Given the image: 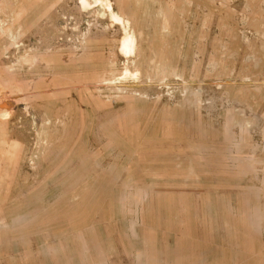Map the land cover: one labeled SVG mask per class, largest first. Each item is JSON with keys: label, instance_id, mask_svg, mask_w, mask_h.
<instances>
[{"label": "rangeland", "instance_id": "rangeland-1", "mask_svg": "<svg viewBox=\"0 0 264 264\" xmlns=\"http://www.w3.org/2000/svg\"><path fill=\"white\" fill-rule=\"evenodd\" d=\"M82 1L0 0V264H264V0Z\"/></svg>", "mask_w": 264, "mask_h": 264}, {"label": "bare ground", "instance_id": "bare-ground-1", "mask_svg": "<svg viewBox=\"0 0 264 264\" xmlns=\"http://www.w3.org/2000/svg\"><path fill=\"white\" fill-rule=\"evenodd\" d=\"M81 3V2H80ZM82 3H86V0H83L82 1ZM111 3V2H110ZM110 7H111V5H110ZM114 14V13H113ZM121 19V18H120ZM119 19V20H120ZM123 21V24H125L124 23V20H122ZM129 23V22H128ZM127 26V25H126ZM125 27V26H124ZM134 43H135V39L134 38H131V37H129V36H127V35H125L123 38H122V40H121V46H120V50H121V52H123V53H130L131 52V50H132V48H133V45H134Z\"/></svg>", "mask_w": 264, "mask_h": 264}]
</instances>
